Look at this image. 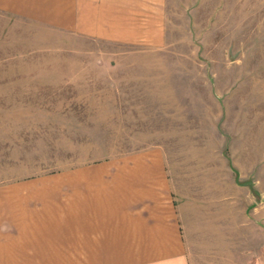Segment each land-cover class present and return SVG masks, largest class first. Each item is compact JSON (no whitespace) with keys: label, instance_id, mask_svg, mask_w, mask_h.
Instances as JSON below:
<instances>
[{"label":"rangeland","instance_id":"obj_1","mask_svg":"<svg viewBox=\"0 0 264 264\" xmlns=\"http://www.w3.org/2000/svg\"><path fill=\"white\" fill-rule=\"evenodd\" d=\"M159 2L151 42L0 11V183L161 147L187 244L264 264V0Z\"/></svg>","mask_w":264,"mask_h":264},{"label":"crops","instance_id":"obj_2","mask_svg":"<svg viewBox=\"0 0 264 264\" xmlns=\"http://www.w3.org/2000/svg\"><path fill=\"white\" fill-rule=\"evenodd\" d=\"M159 5L0 0V11L75 32L151 42L158 36ZM173 166L163 148L152 146L1 182L0 264L222 262L187 244L184 172Z\"/></svg>","mask_w":264,"mask_h":264}]
</instances>
